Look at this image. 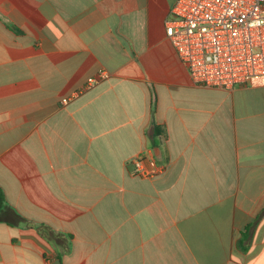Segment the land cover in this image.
I'll list each match as a JSON object with an SVG mask.
<instances>
[{
    "label": "crops",
    "instance_id": "1",
    "mask_svg": "<svg viewBox=\"0 0 264 264\" xmlns=\"http://www.w3.org/2000/svg\"><path fill=\"white\" fill-rule=\"evenodd\" d=\"M177 2L0 0V264H264V86L196 85Z\"/></svg>",
    "mask_w": 264,
    "mask_h": 264
},
{
    "label": "built area",
    "instance_id": "2",
    "mask_svg": "<svg viewBox=\"0 0 264 264\" xmlns=\"http://www.w3.org/2000/svg\"><path fill=\"white\" fill-rule=\"evenodd\" d=\"M165 28L196 85L264 86V0H178ZM132 163L144 178L163 169L149 154Z\"/></svg>",
    "mask_w": 264,
    "mask_h": 264
}]
</instances>
